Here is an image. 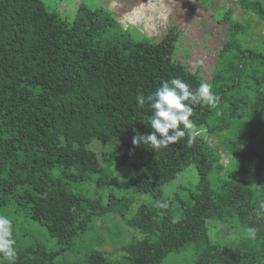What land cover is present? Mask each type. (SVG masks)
<instances>
[{
    "label": "trees",
    "instance_id": "1",
    "mask_svg": "<svg viewBox=\"0 0 264 264\" xmlns=\"http://www.w3.org/2000/svg\"><path fill=\"white\" fill-rule=\"evenodd\" d=\"M75 1L0 0V215L14 224V264H113L87 242L94 215L84 216L81 186L112 180L116 164L129 172L135 212L121 215L136 233L114 264H264V34L253 35L254 20H231V8L212 12L208 24L226 33L208 80L177 56V23L149 38L105 5ZM238 5L264 23L262 2ZM172 78L192 90L207 82L219 97L215 108L193 105L191 145L185 137L162 152H185L175 168L150 145L133 144L152 131L137 96ZM212 136L227 163L214 157ZM95 139L116 144L97 152ZM141 195L152 202L139 204ZM221 225L242 234L217 238ZM110 229L121 236L122 226ZM82 251L79 261L66 260ZM0 264L9 262L0 256Z\"/></svg>",
    "mask_w": 264,
    "mask_h": 264
},
{
    "label": "rangeland",
    "instance_id": "2",
    "mask_svg": "<svg viewBox=\"0 0 264 264\" xmlns=\"http://www.w3.org/2000/svg\"><path fill=\"white\" fill-rule=\"evenodd\" d=\"M84 1L90 6H97L99 3L105 5L104 7L114 13L117 22L124 28H129L142 35L145 34L149 38L163 36L169 25L177 23L183 33L177 56L186 55V58L180 56L179 59H184L185 63L195 72L203 70V75L208 80L212 77L216 58L222 46V39L226 33L222 27H218L220 25L208 24L213 21L212 12L221 8H231L233 10L231 20L242 25L247 22L248 18L253 19L254 23L251 27L253 35L258 38L264 34L263 21L253 13L241 9L238 5L239 0H208L205 3V6H210L208 9H204L198 0H81V2ZM259 1L264 5V0ZM75 2L78 3L79 0ZM75 2L66 4V8L68 11L70 10L69 13L75 7ZM60 8L62 11L64 6H60ZM255 41L257 40L249 39L247 44L251 45ZM208 141L214 151V157L221 158L222 162L227 163L230 154L227 153L224 143L215 136L210 137ZM115 144L116 140L95 139L90 146L95 151L102 152L110 150ZM131 152L132 154L137 153V148L131 147ZM162 152L164 149L154 151V154L158 157L161 156L174 168L178 166L185 154V152L175 154L171 151L170 155H163ZM145 167L150 170L152 165L147 163ZM111 179L106 181L94 179L85 182L81 188L88 193V199L84 203V216L94 215L87 242L94 240L92 241L93 246L104 251L106 257L114 264L131 248V239L136 231L128 227L125 218L121 215L124 214L126 218H131L135 212L133 204L127 202V198L134 196L132 188L127 186L129 172L116 164ZM259 196L258 192L257 199ZM135 198L139 204L144 201L152 202V198L146 195L135 196ZM119 225L122 226V233L116 239L109 231H112L110 228L116 230ZM241 234L240 230H230L226 225H221L215 235L220 239L227 236L239 239L238 236ZM98 235H100V239L97 237ZM84 256L85 253L82 251L69 254L66 256V260L73 263ZM63 259L62 257L61 260ZM177 260L178 258L174 257L169 264H177Z\"/></svg>",
    "mask_w": 264,
    "mask_h": 264
},
{
    "label": "clouds",
    "instance_id": "3",
    "mask_svg": "<svg viewBox=\"0 0 264 264\" xmlns=\"http://www.w3.org/2000/svg\"><path fill=\"white\" fill-rule=\"evenodd\" d=\"M137 105L143 108L145 104L150 109V129L147 135L137 133L133 138L134 145H150L153 151L167 149L170 145L179 143L187 137L191 145L194 142L193 105H206L215 108L219 97L207 82L200 83L192 90L188 83L181 78L163 81L151 94H140L136 98ZM158 207L166 208V203ZM178 219V218H176ZM14 239V224L7 216L0 215V256L9 264H14L17 256Z\"/></svg>",
    "mask_w": 264,
    "mask_h": 264
}]
</instances>
